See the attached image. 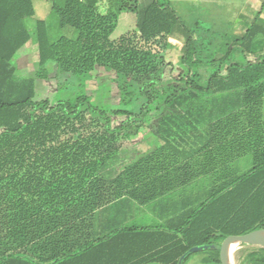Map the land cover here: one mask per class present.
<instances>
[{
	"label": "trees",
	"instance_id": "obj_1",
	"mask_svg": "<svg viewBox=\"0 0 264 264\" xmlns=\"http://www.w3.org/2000/svg\"><path fill=\"white\" fill-rule=\"evenodd\" d=\"M57 2L52 9L59 28L71 29L75 37L61 35L52 40L46 23L36 21L38 70L35 78H29L17 74L12 60L30 40L25 20L34 16L32 1L0 0V264H45L29 258L28 248H69V233L83 230L93 210L124 190L140 203L165 192L146 191L151 182H142L141 159L124 164L120 158L126 142L139 133L151 114L158 113V105L219 93H231L230 103L241 105L264 95V55L255 56L252 50L255 37L264 35L256 21L241 35L216 36L200 23L185 26L171 0H151L143 7L138 0H111L115 9L106 14L96 11L95 0ZM123 11L134 15V29L110 40ZM175 29H181L185 38L180 62L187 72L184 85L190 91L158 95L155 87L172 66L164 55ZM49 63L59 73L76 77L81 91L91 72L107 67L137 88L138 112L115 122L84 97L35 100V79H47ZM216 64L224 66V77L213 70ZM200 71L209 75L203 79ZM119 91V104L130 105L133 93L126 86ZM254 134L252 168L191 214L180 229L175 246L179 251L165 264H178L174 259L179 256L184 264L196 251L208 252L211 264H220L219 247L227 236L264 230V123L254 128ZM63 199L71 200L70 204L60 205ZM60 207L74 211L63 213ZM45 209L60 211L48 228L40 216ZM124 231L144 236L146 230ZM83 247L73 245L68 249L74 252L72 257L62 254L54 264L75 263Z\"/></svg>",
	"mask_w": 264,
	"mask_h": 264
},
{
	"label": "crops",
	"instance_id": "obj_2",
	"mask_svg": "<svg viewBox=\"0 0 264 264\" xmlns=\"http://www.w3.org/2000/svg\"><path fill=\"white\" fill-rule=\"evenodd\" d=\"M240 9L231 35L243 34L255 21L264 29V0H242ZM242 20L246 22L243 25ZM258 42L259 49L255 50ZM252 50L255 56L264 55L263 34L255 37ZM253 59L254 56L249 57ZM213 70L217 71L214 66ZM218 73L225 76V70ZM192 75L193 71L189 73ZM208 75L200 71L201 78ZM183 91L188 93L190 89H175L174 94ZM231 97V93L198 95L186 102L158 105V113L151 114L139 133L126 142L120 158L124 164L141 159L142 182H151L146 191L165 192L140 203L129 195L128 189L124 190L116 199L93 210L86 217L83 230L69 233V248L31 246L25 252L27 256L54 264L62 254L69 253L71 258L74 252L68 249L80 245L84 247L79 249L75 263L70 264H165L179 251L175 246L181 238L180 229L191 214L253 166L250 144L255 139L254 128L264 123V95L241 105L231 104ZM249 131L251 134H247ZM70 202L63 199L60 205L66 207ZM58 210L74 211L63 207ZM59 214L52 209L40 211L46 220L44 228L54 225ZM127 229L146 231L141 236L124 231ZM136 237L144 240L138 241ZM139 251L142 253L133 257ZM181 260L180 256L174 259L178 264ZM184 264H211L209 253L196 251Z\"/></svg>",
	"mask_w": 264,
	"mask_h": 264
},
{
	"label": "rangeland",
	"instance_id": "obj_3",
	"mask_svg": "<svg viewBox=\"0 0 264 264\" xmlns=\"http://www.w3.org/2000/svg\"><path fill=\"white\" fill-rule=\"evenodd\" d=\"M34 16L25 20L26 28L30 35L29 42L21 48L12 60L16 72L20 77L35 78L38 70V53L36 45L35 24L36 21H44L47 25L50 38L56 39L61 35L75 37V32L69 28L60 29L58 16L53 11V3L59 0H31ZM151 0H138L139 7H143ZM172 8L177 13L181 22L189 27H195V23L211 28L216 36L231 34L233 23L240 11L242 0H171ZM113 2V1H112ZM114 8V7H113ZM111 0H95V9L101 14H106L113 9ZM115 9V8H114ZM135 17L132 13L123 11L118 15L115 25L110 32L109 39L113 40L120 35L134 29ZM246 23L242 20L241 22ZM184 35L177 29L171 36L165 60L172 64L163 74L162 82L155 87L158 95H170L175 89L185 87L183 78L187 72L181 64L180 58L184 45ZM259 49V42L254 45ZM169 68L171 69L170 71ZM218 72L224 71V66L214 65ZM47 79H35V100L49 99L55 101L72 100L77 97L86 98L96 109L105 113L113 121H119L129 112H138L141 98L137 88L127 83L123 77L116 76L107 67H98L90 73L84 90H80L79 80L66 73H59L53 63L46 66ZM126 86L133 93L132 103L128 106L119 104L120 88ZM264 118V104L262 107ZM264 248L257 245L238 244L229 255L232 264H260L264 259ZM236 258V259H235Z\"/></svg>",
	"mask_w": 264,
	"mask_h": 264
},
{
	"label": "water",
	"instance_id": "obj_4",
	"mask_svg": "<svg viewBox=\"0 0 264 264\" xmlns=\"http://www.w3.org/2000/svg\"><path fill=\"white\" fill-rule=\"evenodd\" d=\"M262 233H264V230H256L244 235L227 236L221 242L219 247L220 264H232L229 257V247L232 244L257 245L264 248V238L262 236Z\"/></svg>",
	"mask_w": 264,
	"mask_h": 264
},
{
	"label": "bare ground",
	"instance_id": "obj_5",
	"mask_svg": "<svg viewBox=\"0 0 264 264\" xmlns=\"http://www.w3.org/2000/svg\"><path fill=\"white\" fill-rule=\"evenodd\" d=\"M262 236L264 238V233H262ZM236 246V244H232L230 247H229V254H231V252L233 251L234 247ZM236 259V258H235Z\"/></svg>",
	"mask_w": 264,
	"mask_h": 264
}]
</instances>
